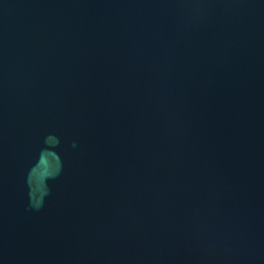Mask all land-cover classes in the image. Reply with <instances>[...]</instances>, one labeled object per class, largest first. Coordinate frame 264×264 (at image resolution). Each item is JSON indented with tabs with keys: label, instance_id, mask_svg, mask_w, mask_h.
<instances>
[{
	"label": "water",
	"instance_id": "95a60500",
	"mask_svg": "<svg viewBox=\"0 0 264 264\" xmlns=\"http://www.w3.org/2000/svg\"><path fill=\"white\" fill-rule=\"evenodd\" d=\"M0 264H264V0H0Z\"/></svg>",
	"mask_w": 264,
	"mask_h": 264
}]
</instances>
